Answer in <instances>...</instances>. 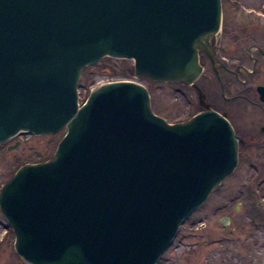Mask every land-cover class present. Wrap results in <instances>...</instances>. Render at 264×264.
Segmentation results:
<instances>
[{"label":"water","instance_id":"95a60500","mask_svg":"<svg viewBox=\"0 0 264 264\" xmlns=\"http://www.w3.org/2000/svg\"><path fill=\"white\" fill-rule=\"evenodd\" d=\"M220 18V0H0V142L66 130L49 160L0 188L23 261L156 264L232 174L243 142L210 107L168 123L133 81L77 102L83 68L106 56L134 59L138 78L194 85L200 54L215 63Z\"/></svg>","mask_w":264,"mask_h":264},{"label":"rangeland","instance_id":"374dc122","mask_svg":"<svg viewBox=\"0 0 264 264\" xmlns=\"http://www.w3.org/2000/svg\"><path fill=\"white\" fill-rule=\"evenodd\" d=\"M241 4L232 13L227 8L224 27L232 33L237 29L238 38L244 39L249 19L247 0H242ZM220 55L225 57L231 69H236L240 63L248 67L251 64L246 61L244 46L242 50L231 46ZM132 65L130 59L103 57L95 65L83 68L77 86L79 106L91 90L102 84L133 81L148 89L153 112L168 123L189 119L204 108L205 104L199 102L190 86L138 78L133 74ZM240 70L244 71L243 68ZM221 79V82H229L224 93L207 64L196 82L202 84V90L208 95L206 102H214L219 113L221 109L225 110L236 134L242 138L237 165L233 173L181 223L157 264H264V144H249L248 138L244 137L254 133L264 138L259 131L264 125L262 108L247 100V91L250 98H255V86L264 82V75L254 76L249 87L241 82L242 75L239 76L241 81L228 75ZM178 86L180 92L175 91ZM237 95L241 96L236 98ZM65 132V129L40 135L20 132L10 140L0 142V188L20 166L49 160ZM14 241L11 227L0 212V264H27L16 254Z\"/></svg>","mask_w":264,"mask_h":264},{"label":"flooded vegetation","instance_id":"af4514ba","mask_svg":"<svg viewBox=\"0 0 264 264\" xmlns=\"http://www.w3.org/2000/svg\"><path fill=\"white\" fill-rule=\"evenodd\" d=\"M251 2V3H250ZM242 0H221V27L219 33L216 35L214 41L210 42L213 45V54L216 58L214 65L212 64L210 58L204 54L201 53L200 59L204 67L209 64L213 74L216 78V80L219 82V86L221 88V92L224 93L223 90H226V88L229 86V82H221V76H231L235 77L236 79H239V76H243V80L241 81L243 84H246L247 87H249V83L254 78V76L260 74L261 76L264 75V0H247L246 5V13L248 16V24L246 26L248 27L246 30V34L244 39L238 38L237 29H235V33H232V30L229 32L225 29L224 23H225V17L228 16L227 8L229 9V13L235 12L240 8L242 5ZM230 43V44H229ZM244 44V45H243ZM240 49L242 50V46H244L245 51V57L246 61L251 62L250 66L248 67L245 64L240 63L236 67V69H231L227 66V62L225 57H223L222 52L227 51L230 47ZM243 68L244 71H241L240 69ZM224 79V78H223ZM227 81H231V79H225ZM252 83V82H251ZM250 83V84H251ZM198 86H190L193 90H197V88L202 89V84L196 83ZM262 85L264 86V82L262 84H258L255 86V90L257 92V86ZM198 88V89H199ZM249 89V88H248ZM203 91V90H202ZM254 95V93L252 94ZM208 95L203 91V94L199 97L198 100L203 103L204 108L207 106H213L216 107V104L211 102H206L208 99ZM241 95H237L236 98L240 97ZM257 96V97H256ZM255 98L252 96L251 98L248 96L247 91V100L251 102L252 105H257L262 108L261 114L264 118V101L260 100L259 93L257 92ZM227 99V98H226ZM257 99L258 102H255ZM230 98L229 101H232ZM201 103V104H202ZM222 113L228 116L227 112L225 110L223 111L221 109ZM261 134H264V125L261 126L259 129ZM246 139L248 138L249 144L253 145H259L260 143L264 144V138H260L261 136L256 134H250L247 136H244Z\"/></svg>","mask_w":264,"mask_h":264},{"label":"trees","instance_id":"16d2710c","mask_svg":"<svg viewBox=\"0 0 264 264\" xmlns=\"http://www.w3.org/2000/svg\"><path fill=\"white\" fill-rule=\"evenodd\" d=\"M179 84H180V83H179ZM79 85H82V84H79ZM83 85H85V82H84ZM176 85H177V84H176ZM182 85H184V84H182ZM175 91L180 92V88H179V86H178V87H175Z\"/></svg>","mask_w":264,"mask_h":264},{"label":"bare ground","instance_id":"6f19581e","mask_svg":"<svg viewBox=\"0 0 264 264\" xmlns=\"http://www.w3.org/2000/svg\"><path fill=\"white\" fill-rule=\"evenodd\" d=\"M199 61H201V59H199Z\"/></svg>","mask_w":264,"mask_h":264}]
</instances>
